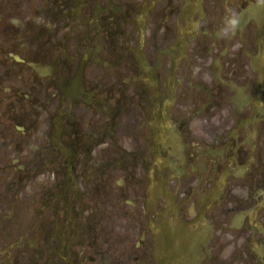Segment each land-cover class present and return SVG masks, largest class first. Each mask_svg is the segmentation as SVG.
<instances>
[{
  "label": "flooded vegetation",
  "instance_id": "1",
  "mask_svg": "<svg viewBox=\"0 0 264 264\" xmlns=\"http://www.w3.org/2000/svg\"><path fill=\"white\" fill-rule=\"evenodd\" d=\"M0 264H264V0H0Z\"/></svg>",
  "mask_w": 264,
  "mask_h": 264
}]
</instances>
